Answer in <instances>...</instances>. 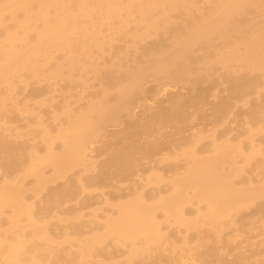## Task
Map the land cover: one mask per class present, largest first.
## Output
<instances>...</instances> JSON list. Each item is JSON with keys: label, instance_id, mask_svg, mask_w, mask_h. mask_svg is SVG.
Segmentation results:
<instances>
[{"label": "bare ground", "instance_id": "bare-ground-1", "mask_svg": "<svg viewBox=\"0 0 264 264\" xmlns=\"http://www.w3.org/2000/svg\"><path fill=\"white\" fill-rule=\"evenodd\" d=\"M251 10L259 15L258 20L246 15ZM172 13L178 16L177 20L170 19ZM152 20L157 23L151 24ZM239 23H244V26ZM131 24L134 27L143 24L139 28L143 31L139 32L136 27L135 31L130 32ZM230 28L232 31H228L231 35L226 32ZM111 34L114 35L112 39L129 34L131 49L137 46L135 42L141 43L149 38L156 41L145 42L146 45L141 50H135L136 52L133 49L137 56L142 53L145 55L146 52L149 54L144 65L133 64L135 70L130 67L119 70L116 67L121 72L120 75L108 74L106 82L115 91L114 102L106 103L107 99L97 98L89 101L77 113L67 105L62 112L59 111L60 114L57 113L66 122L55 123L58 130L51 132L42 115L44 109L40 108L46 101L44 95L43 99L30 97L33 92L37 93L41 89L22 88L30 81H36L48 84L52 89V83L64 79L65 74L70 71L77 70V74L89 75L90 72L95 74L97 71L99 75L101 65L96 61L111 39ZM232 36L234 41H231ZM168 39L165 43L164 40ZM197 44H203L198 52L193 50ZM213 60L219 64L220 69L232 71L234 76L222 72L216 74L211 69L203 68L205 63ZM189 65L203 69L200 68L202 71H198L194 80L188 81V86L179 85L175 78L181 76L175 70H182ZM247 70L249 72L243 73ZM258 72H264V0L0 2V173L5 172L8 166H18L16 159L19 156L11 143L14 139L10 141L5 137L15 138V135H24L26 132L33 133L31 136H34L40 132L44 145V150L31 151L30 163L25 170L14 168V184L7 181L10 179L6 172L0 180L6 182H1L0 185V216L9 210L7 230L11 232L10 235L0 237V264H20L19 260L17 263V256L28 245H25L24 238L26 226L30 229V237L36 236L34 241L38 239L44 244L46 240L49 245L51 240L54 244H59L61 234L53 238L51 232V228L57 225L53 222L57 217L78 218L81 211L92 207L93 190L99 189L106 195L107 204L113 201L111 195L125 196L126 189L117 186V183L128 179L131 182L137 179L138 183L141 175L136 172L141 171L143 164L152 161L156 164L155 161L161 158L157 156L169 157L173 152L176 159L182 156L188 163L174 164L167 169L168 175L170 172L174 173L172 178L167 177L171 179L170 193L163 194L160 190H152V193L135 191L136 198H130L126 202L116 201L115 208L111 213L104 214L105 218L100 221L103 224H100L99 229L104 226L107 228L92 235L90 233L93 228L85 230L83 222L65 223L62 218V225L72 229L67 234L68 237L61 236L62 240H68L71 250L67 248L70 251H58V248L55 249L57 245L53 246L57 252H54L52 261H48V255V260H45L48 262H44L40 259L43 256L39 258L37 253L35 258L37 256L40 260L33 259L31 264H261L260 261L248 262V258L254 255L250 252L253 243L250 239L257 230L255 225L257 222H264V202L256 201H264V150L253 147L245 151L242 141L232 143L230 138L217 142V132L212 136L216 142L205 155L201 154L203 150L194 147L206 137L205 130H217L226 116L235 114L236 103L242 95L246 96L253 92L254 87L264 85ZM154 73L158 74L159 79L143 84L144 79L155 77ZM213 74H216L215 77H210ZM233 81L236 82L235 85L230 84ZM217 84L221 85V89L216 87ZM36 104L39 108H36ZM8 105L10 106L7 107ZM246 109L244 118L251 131L253 122L258 119L259 110L256 107ZM20 117H23V124L26 125L23 130L18 129L21 126L14 121L21 120ZM253 131L264 134V125ZM240 137L238 139L241 140L243 136ZM186 142L190 143L186 144L187 147L184 146ZM249 145L252 147L253 144ZM239 161L242 164L239 165ZM78 169H82L85 174ZM72 170L71 174H67ZM21 173L24 178L31 176L32 181H19ZM76 174H80L77 179L80 184L73 177ZM164 176L167 175L162 171L159 175L149 176L147 181L152 183L151 186H157V189ZM58 180L62 182L43 188L47 182ZM108 181L109 185L105 183ZM31 182L34 184L28 186ZM156 182L157 185L153 184ZM108 186L109 189L105 190ZM26 191L32 194L26 196ZM29 197H37L34 204L37 203L38 206L26 203ZM195 200L199 204L190 217L186 209L187 206H194ZM251 204L252 207L257 205L260 216L253 218L254 212L240 215V211L249 209ZM74 207L78 209L74 210ZM159 209L165 216L171 217L168 219L169 217L163 216L168 222L166 224L173 222L186 229L182 241L172 239L170 233L161 232L160 222L164 219H157L156 210ZM96 210L97 208L93 209V212ZM94 216L99 218L97 214L91 217ZM18 218L23 219V224L18 223ZM201 221L214 227L203 225ZM230 227L232 232H227ZM39 229L46 231L38 232ZM110 236L114 240L120 238L121 242H109ZM125 241L129 243L126 244ZM36 244H33L34 247ZM51 245L53 243L49 246Z\"/></svg>", "mask_w": 264, "mask_h": 264}, {"label": "rangeland", "instance_id": "rangeland-1", "mask_svg": "<svg viewBox=\"0 0 264 264\" xmlns=\"http://www.w3.org/2000/svg\"><path fill=\"white\" fill-rule=\"evenodd\" d=\"M8 0H0V2L1 3H5V2H7ZM209 1V0H208ZM211 1H214V0H211ZM247 11H249V9L247 10ZM178 15V14H177ZM246 15L247 16H249V17H252L254 20H258V18H259V15L258 14H256L255 12H253L252 10L247 14L246 13ZM246 16V17H247ZM170 19L171 20H177L178 19V16H176L174 13H172V14H170ZM154 21H156V20H152L150 23L151 24H153V25H155L157 22H155L154 23ZM141 22H143V19L141 20ZM248 22V21H247ZM245 23H246V21H245ZM141 25H143V24H140L139 26H135L134 27V25H132L131 24V26H130V29H131V31L130 32H133V30L135 31L136 30V27H137V29H138V31L139 32H141V31H143L142 29L140 30L139 28H140V26ZM239 25L240 26H244V23H239ZM231 32L232 31V29L230 28V29H227V31L226 32H229V31ZM129 31V30H128ZM229 32V33H230ZM234 32H232V34H233ZM210 34H212V33H210ZM112 35L113 34H111V35H109V37H111V39H112ZM128 35L129 34H124V35H119L117 38L116 37H114L112 40L110 39L108 42H107V44L105 45V47H104V49H102L101 50V52L99 53V55H98V58H97V60L98 61H96V63H98V64H100L101 66H100V70H99V75H98V72L96 71V73H97V76H96V73L94 74L93 72H90V75H89V73L88 74H77V70L76 71H70V72H68L67 74H65L68 78H66V76L64 77V79H61V80H58V81H56L55 83H57V85L55 84V83H52V85H51V87H52V89H50V86H48V84L46 85H44V83L42 84V83H37L36 81H30V83L28 84V85H26V86H28L27 88H26V86H24L22 89H25V90H30V89H32V88H39V89H41L40 91H38L37 93H34L33 92V94L30 96V97H33L34 99H43L42 97H43V95H44V99L47 101H45V103H42L41 104V106H40V108H42V115L44 116L43 118H44V120L46 121H44L45 122V124H49L48 125V127L49 128H51L50 130H51V132H57V130H58V128H56V127H58V125L56 126V124L55 123H60V122H62L63 121V123H65L66 122V120H65V118L63 117H60L58 114H60L61 112H62V110H64L65 108H66V106L68 105V107H69V105H70V108L72 109V110H74L75 111V113H77V111L78 110H80L81 108H84V106L85 105H87V103H89V101L91 102V101H94V100H96L97 98L98 99H107V101H106V103H112V102H114V100H115V91H114V89L112 88V86H110L107 82H106V78H108L109 76H108V74H112V75H120V73L121 72H118L119 70H120V68L121 69H125V68H123V67H130V69L132 68L133 70H135V68H134V65H135V63H137L138 65H144L145 63H146V61H144V60H146V59H148L149 58V54L146 52L145 53V55L142 53V54H140V56L138 55L137 56V54L135 55V52L137 51V49H140L141 50V47L142 46H144V45H146L145 44V42H147V41H149L150 40V38L149 39H146V40H144L143 42H135V44L137 45V46H135V47H133L132 49H131V47H132V44H131V39H130V37H128ZM230 35H231V33H230ZM114 36V35H113ZM124 36H127V37H124ZM124 37V38H123ZM162 37H164V36H162ZM233 38H231L232 40L231 41H234V36H232ZM106 38H108V37H106ZM109 39V38H108ZM161 40H162V38H160ZM114 40V41H113ZM151 42L152 41H156V39H154V38H152L151 40H150ZM149 41V42H150ZM163 41V40H162ZM165 41V43H167L168 41H169V39L168 40H164ZM110 42V43H109ZM114 42H115V44H114ZM127 43H128V46H127ZM132 43H133V41H132ZM164 42H163V44H165ZM108 44H110V45H108ZM126 45V46H125ZM202 45L203 44H197L196 46H195V48L193 49L194 51H196V52H198L200 49H201V47H202ZM117 49V50H116ZM125 49H127V50H125ZM129 49V50H128ZM133 49H134V51H133ZM107 52H109V54L107 53ZM125 52V53H124ZM128 52V53H127ZM141 53V52H140ZM103 54H104V56H103ZM127 54V55H126ZM57 55V54H56ZM110 55V56H109ZM118 55H121V56H118ZM143 55V56H142ZM106 56V57H105ZM117 56V57H116ZM126 56V57H125ZM124 57H125V59H124ZM114 60H112V59ZM202 58V57H201ZM200 58V59H201ZM63 59V58H62ZM61 59V60H62ZM60 59H58V61H61ZM115 60H116V62H115ZM135 60V62L133 63V61ZM102 61H104V62H102ZM120 62V64H119V62ZM214 61V60H213ZM213 61H209V62H207V63H205V65H203V68H208V69H211V71L213 72V73H220V72H222V73H224L225 75H228V76H234V73L231 71V72H229V71H225L224 69H220L221 67L219 66V64H217L215 61L213 62ZM211 62V63H210ZM113 63V64H112ZM118 63V64H117ZM215 63V64H214ZM108 64V65H107ZM134 64V65H133ZM213 64V65H212ZM121 65V66H120ZM218 65V66H217ZM106 66V67H105ZM115 66V67H114ZM202 66V65H201ZM101 67H103V68H101ZM119 69H117V68ZM187 68V69H186ZM194 68L196 69V70H194ZM200 68L201 69H203L202 67H199V66H196V67H192V66H187V67H184V69H182V70H180V68H178V69H176L175 70V73L176 74H178V76H181V78H175V80H177V82L179 83V85H184V86H188V81L189 80H194L196 77H197V73H198V71H202V70H200ZM107 69V70H106ZM189 70V72H187ZM197 71V72H196ZM247 72H249L248 70L247 71H243V73H247ZM71 73V74H70ZM75 73H76V75H75ZM191 73V75H189ZM94 74V75H93ZM188 74V75H187ZM216 74H213L212 76H210V77H215V75ZM258 74H259V77H260V79L262 80V81H264V72H262V73H260V72H258ZM74 75V76H73ZM81 75V76H80ZM86 75V76H85ZM101 75V76H100ZM203 75H206V74H203ZM71 78H70V77ZM153 76H155V77H153ZM153 78H150V77H148V78H146V79H144L143 80V84H150V83H152V82H156L159 78H158V74H156V73H154L153 74ZM89 77V78H88ZM96 77V78H95ZM27 79H30V77L29 78H27ZM92 79V80H91ZM75 80V81H74ZM86 80V81H85ZM94 80V81H93ZM97 80H98V82H97ZM183 80V81H182ZM59 82V83H58ZM70 82V83H69ZM80 82V83H79ZM84 82H87V83H84ZM91 82V83H90ZM78 83V84H77ZM38 84H40L42 87L40 88V85H38ZM54 84H55V86H54ZM230 84L231 85H235L236 84V82L235 81H233V82H230ZM72 85V86H71ZM39 86V87H38ZM47 86V87H46ZM59 87V88H57V87ZM82 88H81V87ZM84 86V87H83ZM103 86H105V87H103ZM54 87V88H53ZM56 87V88H55ZM64 87V88H63ZM78 87V88H77ZM87 87H91L90 89H88ZM217 88H220L221 87V85H218L217 84V86H216ZM47 88H48V90H47ZM76 88V89H75ZM97 88V89H96ZM58 89V90H57ZM87 89V90H86ZM221 89V88H220ZM57 91V92H55L54 93V91ZM59 90H61V91H59ZM72 90V91H71ZM73 90H74V92H73ZM96 90V91H95ZM255 90V91H254ZM260 90V91H259ZM53 91V92H52ZM71 91V92H70ZM86 91V92H85ZM109 91V92H108ZM60 92V93H59ZM67 92H69L68 94H67ZM102 92V93H101ZM54 94V95H52V94ZM57 93H59V94H61V95H59V94H57ZM64 93V94H63ZM79 93V94H78ZM87 93V94H86ZM63 94V95H62ZM82 94H84L83 96H82ZM90 96H89V95ZM108 94V95H107ZM242 94H244L243 92H242ZM49 95V96H48ZM68 95V96H67ZM70 95V96H69ZM98 95H99V97H98ZM256 95V96H255ZM48 96V97H47ZM63 96V97H62ZM106 96H107V98H106ZM82 97H83V99L84 98H86V99H82ZM50 98H51V100H50ZM53 98V99H52ZM56 98V99H55ZM68 98H69V100H68ZM73 98H74V100H73ZM88 98V99H87ZM33 99V100H34ZM78 99L79 100H81V101H78ZM92 99V100H91ZM54 102H53V101ZM67 100V101H66ZM85 100H87L86 102H85ZM35 101V103H37L36 101L37 100H34ZM65 101V102H64ZM69 101V102H68ZM77 103H76V102ZM32 101H30V105L32 106L33 104L31 103ZM50 102H51V105H50ZM34 103V104H35ZM68 103V104H67ZM71 103H72V105H71ZM49 104V105H48ZM54 106H53V105ZM60 104H62V105H60ZM64 104V105H63ZM77 104V105H76ZM46 105H48L49 106V108L47 109V107H46ZM74 105H75V107H74ZM241 105V106H240ZM245 105V106H244ZM10 105H8L7 107H9ZM43 106V107H42ZM60 106V107H59ZM236 108H235V114L233 113L232 114V112L230 113V114H232V115H230V117L229 116H226L225 118H224V120H222L221 121V123H220V126H218L217 127V130H205L204 132L205 133H207V134H205L206 135V137H203V139H201V141H199V142H197L196 144H195V146L194 147H196L197 148V150H203V152H201V154L202 155H205L206 153H208L207 151H209L210 150V146L212 147V144H214V142H216V141H214L215 139H213L212 138V136H213V133H216V135H217V139L219 140V141H217V142H220V140L221 141H223V140H229V138L231 139L230 141L233 143V142H236V140H237V142H241L242 141V145L244 146V150L245 151H249L251 148H253V147H255L256 149H262V150H264V134H261V133H257L256 131H253L252 132V130H256V128H258L259 126H262V125H264V85H260V86H256V87H254L253 88V92H250V93H247V95L245 96V95H242V97L241 98H239L238 99V101H237V103H236ZM252 107H256L258 110H259V112H258V114H257V121H255V122H253V125H252V130L250 131V129L248 128V124L249 123H247L246 121H245V118H246V113H245V108H247L246 110H248V108H252ZM33 108V107H32ZM34 108H35V105H34ZM36 108H39L38 106H37V104H36ZM74 108V109H73ZM57 109V110H56ZM59 111H61L60 113H59ZM53 112V113H52ZM48 113V114H47ZM51 113H52V115H51ZM58 113V114H57ZM47 114V115H46ZM57 114V115H56ZM237 114V115H236ZM12 115V114H11ZM56 115V117H53V116H55ZM47 118H46V117ZM240 116V117H239ZM19 117V116H18ZM58 117H60L59 119H58ZM245 117V118H244ZM23 118V117H22ZM21 117H20V119L21 120H14L16 123H18L21 127H18V129H22L23 130V128L25 129L26 127V125L25 124H23L24 122H23V119H22ZM53 118V119H52ZM55 118V119H54ZM9 119H11V117L9 118ZM228 119V120H227ZM59 120V121H58ZM47 121H49V122H47ZM57 121V122H56ZM32 123H33V121H31ZM225 123V124H224ZM23 124V125H22ZM238 124V125H237ZM257 126V127H256ZM220 127H221V129H220ZM32 129V128H31ZM53 129V130H52ZM207 131V132H206ZM209 131L212 133H210L209 134ZM31 132H33V131H31ZM228 133V134H227ZM229 133H231V134H229ZM251 133H252V135H251ZM21 134V135H20ZM19 135H15V138H14V136L13 137H11V136H7V137H5L6 138V140H10V141H12L13 139L16 141H12L11 143H12V147H14V149H15V152H16V154L19 156L18 157V160L16 159V157H13L14 158V160L16 159V162L18 161V166H16L17 168H19V169H23V170H25L26 169V167L29 165V161H30V159H29V155H31V151L32 150H40V149H42V150H44V145H43V141L41 142V140L43 139V137H42V134H40V132L39 133H35L34 134V136H31V134L33 135V133H30V132H26L24 135H23V133H20ZM29 134V135H28ZM38 134V135H37ZM250 134V136H248ZM256 134V135H255ZM215 135V136H216ZM229 135V136H228ZM254 135H255V137H254ZM260 135V136H259ZM19 136V137H18ZM36 136V137H35ZM240 136H243L242 137V139L244 140H240V139H238V138H241ZM245 136V137H244ZM248 136V138H246ZM11 137V138H10ZM25 138V139H23V138ZM26 137H28V138H26ZM31 137V138H30ZM34 138V141H33V138ZM38 137H40V139H38ZM227 137V138H226ZM253 137V138H252ZM9 138V139H8ZM36 138H37V141H36ZM42 138V139H41ZM205 138V139H204ZM215 138V137H214ZM28 139V140H27ZM208 139H209V141H208ZM248 139H252V141H249ZM255 139V140H254ZM23 140H25V141H23ZM30 140H31V142H30ZM208 142H207V141ZM240 140V141H239ZM18 141V142H17ZM33 141V142H32ZM211 141H213L212 143H211ZM254 141V142H253ZM38 142V143H37ZM40 142V143H39ZM260 142V143H259ZM16 143V144H15ZM211 143V144H210ZM244 143V144H243ZM249 143H251V144H253L252 145V147H251V145H249ZM15 146H20L21 148L23 147V149H20V147H15ZM40 144V145H39ZM186 144L187 145H189L190 143H188V142H186L185 144H184V146L185 147H187L186 146ZM198 144H199V146H198ZM37 146V147H36ZM202 146V147H201ZM258 146V147H257ZM36 147V148H35ZM250 147V148H249ZM31 148V149H30ZM33 148V149H32ZM17 149V150H16ZM20 149V150H19ZM27 149V150H26ZM30 149V150H29ZM180 149V148H179ZM24 150V151H23ZM178 150V149H177ZM21 153V155H20V153ZM29 152V153H28ZM205 153V154H204ZM174 152L173 153H170L169 154V157L167 156V155H161V156H157V157H161V158H163V159H158L157 161H155L156 162V164H154V162L152 161V162H149L148 164H143V166L142 167H140V168H142L141 169V171H137L136 172V174H139V175H141V179L140 178H138L139 180H138V183H137V179H135V180H133L132 182H133V186L131 185V180H124V181H122V182H119V183H117L116 185L117 186H119V187H121V188H123V189H126L125 191H127V193H126V195L124 196H122V195H120V196H118V195H111L112 197V200L113 201H111V202H109V204H111V205H109V204H107L108 203V201H107V199L105 200V197H106V195H103L101 192H100V190L99 189H97V190H93V191H91V194L93 195L92 196V207H90L89 209H87V208H85L84 209V211H81L80 212V215H78V218H76L75 216H67V218L66 217H57V219H53L54 221V223H56L57 225H55V226H53L52 228H51V232H52V237L53 236H56V235H59V234H61V235H59V240H60V242H59V244H54V241L52 242L51 240V243H50V241H49V245L50 244H52L53 243V245H51V246H49L48 245V242L46 243V240H45V242H44V244H42V242L43 241H41V242H39L38 241V239H37V241L35 240L34 241V239H36V236H32V237H30V235H29V233L28 232H30V229L26 226L25 228L26 229H24V238H25V245H27V248H26V246H24V251H26V253L24 252V251H22L21 253H19L18 254V256H17V263L19 262L20 264L22 263V264H25L26 263V261H27V259H29V257H30V261L28 260L27 262L28 263H26V264H31V262L33 263V261H31V260H35L36 258H40V257H42V258H40V259H42L44 262H48V261H52V257L54 256V252H57V250L59 251V250H63V249H67V248H69L70 250H71V247H70V244H69V242H68V240L67 239H64V240H62L61 239V236H65V237H68V235L67 234H69V233H71L72 232V229H68V227L67 226H65V225H62V223H66V222H68V223H73L74 221L77 223V222H83L84 224H83V226H84V229L85 230H89L90 228H93V230H92V233H90V235H92V234H95V233H99V232H102L103 230H105L107 227H105L104 226V228L103 229H99L100 228V224L102 225L103 223L102 222H100V221H103V219L105 218V215H107V214H109V212L111 213V211L113 210V208H115V203H116V201L117 202H126L127 200H129L130 198H136V195H137V193L139 192V193H143V192H149V193H152L153 191L152 190H154V191H156V192H158V190H160V193H163V194H166L167 192H171L172 191V189H171V179L170 178H167L168 176L169 177H173L174 176V173L173 172H170L171 174H169L168 175V172H167V169L170 167V166H173L174 164H180V163H188V160L186 159V158H182V156H180V158H181V160H180V158L179 157H177V159H176V157L174 156ZM25 157H24V156ZM163 156V157H162ZM166 156V157H165ZM21 157V158H20ZM24 157V158H23ZM173 157H175V158H173ZM167 158H169V159H167ZM165 159V160H164ZM172 159V160H171ZM173 159H175L174 161H173ZM168 160V161H167ZM170 160V161H169ZM240 160V159H239ZM160 161H161V165H160ZM164 163H163V162ZM172 161V162H171ZM176 161V162H175ZM20 162V163H19ZM168 162V163H167ZM166 163V164H165ZM240 164H242V161L240 162L239 161V165ZM27 165V166H26ZM154 165V166H153ZM165 166V167H164ZM9 167L11 168V169H9ZM14 165H12V166H8V167H6L5 168V172L7 173V176H8V178L10 179V180H7V181H9L10 182V184H14L15 183V180H16V178H15V174H14V171H15V169L14 168H16ZM21 167V168H20ZM81 168V167H80ZM152 168V169H151ZM249 168V167H248ZM74 170V169H73ZM73 170L69 173H67V174H71L72 172H73ZM79 170V172L80 173H83L84 171H82V169H78ZM149 170V171H148ZM249 170V169H248ZM18 171H20V170H18ZM17 171V172H18ZM160 171V172H159ZM162 171L163 172H165L166 173V175L167 176H164L165 178H164V180H161L160 181V183H158V182H156V183H153V184H156L157 185V183H158V188L156 189L155 187H157V186H154V185H150V184H152V183H149L148 181V179L150 178V177H152V176H154V175H156L157 173H158V175L160 174V173H162ZM3 173H5L4 171H2ZM182 172V171H181ZM3 173L1 174L0 173V180H2V177H3ZM16 173V172H15ZM84 174H85V172H84ZM147 174H149V175H147ZM244 174V173H243ZM79 175V176H78ZM83 175V174H82ZM145 175H147V176H145ZM22 178H21V177ZM135 175H133V177H134ZM150 176V177H149ZM19 177H20V180L19 181H23V183L24 182H29V181H32L31 179H32V177L31 176H29V178L28 177H23V175H22V173H21V175H19ZM70 177V176H69ZM76 180L77 179H79L78 177H80V174H76L75 176H73ZM73 177H70V178H73ZM145 177H147V179L145 178ZM24 178V179H23ZM28 178V179H27ZM73 178V179H74ZM23 179V180H22ZM167 179V180H166ZM169 179V180H168ZM25 180V181H24ZM148 180V181H147ZM79 180H77V184H80V182H78ZM162 181H164V182H162ZM167 181V182H166ZM1 182H3V181H0V185H2L1 184ZM5 182V181H4ZM3 182V183H4ZM54 181H50L49 183L47 182L46 183V185L43 187V188H47V187H50V186H56V185H58L60 182H62V180H58V181H56V182H54ZM143 182H144V184L146 185H150V188H148V186L146 185H144L143 184ZM261 182H262V180H261ZM6 183V182H5ZM106 184H110V181H108V182H105ZM129 183H130V185H129ZM162 183V184H161ZM169 183H170V185H169ZM245 183H248V182H245ZM244 183V184H245ZM34 184V182H31V183H29L28 184V186H31V185H33ZM50 184V185H49ZM52 184V185H51ZM119 184V185H118ZM160 184H161V186H160ZM120 185H122V186H120ZM127 185H128V187H127ZM144 185V186H143ZM146 187V188H145ZM135 188V189H134ZM105 190L107 189H109V186L107 187V188H104ZM171 190V191H170ZM32 191V190H31ZM135 191H137V193L135 192ZM141 191V192H140ZM30 191H26V196H29L30 194H32V192H30ZM97 194V195H96ZM168 194V193H167ZM104 196V197H103ZM129 198H128V197ZM96 199H95V198ZM128 199H127V198ZM33 198V199H32ZM36 198L37 197H29V199L27 198V200L26 201H28V202H26V203H30V204H32L33 206H35V205H37V203H35L34 204V201L36 200ZM99 199H100V202H99ZM118 199V200H117ZM256 199V198H255ZM255 199L253 200L254 201V203L256 202V201H261V202H264V201H262L261 199H256V201H255ZM29 201H31V202H29ZM107 201V202H106ZM104 202V203H103ZM195 203L193 204L194 206H192L191 207V205L190 206H187V214L188 215H190V217H192L193 216V212L194 211H196V208H195V206L196 205H198L199 204V202H196V200L194 201ZM114 203V204H113ZM113 204V205H112ZM95 205V206H94ZM102 205V206H101ZM38 206V205H37ZM97 206V207H96ZM108 206V207H107ZM113 206V207H112ZM89 207V206H88ZM94 207H96L97 208V210H99V211H95V212H93V209L95 210L96 208H94ZM103 207V208H102ZM92 208V209H91ZM112 208V209H111ZM75 209H78L77 207L75 208L74 207V210ZM88 210V211H87ZM92 210V211H91ZM258 210V207H257V205L256 204H254L253 205V207H252V204H251V206L249 207V209H245V210H242V211H240V215H244V214H248V213H251V212H254L255 214H253V218H256V216L258 215V216H260V212H258L257 211ZM101 211H102V213H101ZM104 211H105V213H104ZM92 212V213H91ZM6 214V215H5ZM10 214V212H9V210H6L1 216H0V237H3L4 236V234H11V232H8V218H9V215ZM94 214H97L98 215V217L99 218H95V216L94 217H91V216H93ZM105 214V215H104ZM5 215V216H4ZM8 215V216H7ZM156 215H157V219L159 220L160 218V220L159 221H161L162 220V218L164 219V220H162L163 222H160V225L162 226L161 227V232H163V231H165L166 233H170V234H172V239H175V240H183L184 238H185V235L183 234V233H185L186 232V229H184L183 227H179V225H177L176 223L174 224L173 222L170 224V226H169V224H166V223H168V222H166V219L164 218V217H167V216H165L164 215V213L163 212H161V210L159 209V210H156ZM80 216V217H79ZM84 216V217H83ZM88 216H90V217H88ZM164 216V217H163ZM5 217V218H4ZM73 217H75V218H73ZM169 217V216H168ZM167 217V218H168ZM4 218V219H3ZM62 218H63V221H62ZM69 218V219H68ZM80 218V219H79ZM85 218V219H84ZM171 217H169L168 219H170ZM7 219V220H6ZM58 219H60V220H58ZM66 219V220H65ZM75 219V220H74ZM57 220H58V222H57ZM17 221H18V223L19 224H23V219H21V218H18L17 219ZM61 221V222H60ZM200 223H202L203 225H205L206 224V226H213V225H210V224H207L206 222H203V221H201ZM62 225V226H61ZM94 225V226H93ZM173 225H175L174 227H173ZM177 225V226H176ZM88 226V227H87ZM258 226V227H257ZM5 227V228H4ZM214 227V226H213ZM255 233L253 232V235H251L252 236V238L250 239L251 241H253V243H252V249H250V252H253L254 253V255H252L251 257H249L248 258V262L250 261V262H255V261H260V263L261 264H264V258H262V257H264V241H262V240H264V234H262V233H264V222H261V223H259V222H257V225H255ZM102 228V227H101ZM178 228V229H177ZM28 229V230H27ZM178 231H177V230ZM68 230V231H67ZM179 230H180V232H179ZM229 230V231H228ZM3 231V232H2ZM26 231V232H25ZM39 231H42L43 233L46 231L45 229H39L38 230V232ZM99 231V232H98ZM168 231V232H167ZM227 232H232V229H231V227L229 228V229H227L226 230ZM8 232V233H7ZM65 232H66V234H65ZM176 232V233H175ZM182 232V233H181ZM41 233V232H40ZM164 233V232H163ZM260 233V234H259ZM176 234V235H175ZM258 234V235H257ZM29 237H28V236ZM262 235V236H261ZM116 236V235H115ZM118 236V235H117ZM116 236V237H117ZM58 237V236H57ZM256 237H257V239H256ZM28 238V239H27ZM29 238L31 239H33L32 241H30L29 240ZM54 238V237H53ZM119 238V237H118ZM108 239H109V242L111 241H113V242H121V240H120V238L119 239H113V237H108ZM63 242H62V241ZM48 241V240H47ZM67 243H66V242ZM105 241H107V239L105 240ZM262 241V242H261ZM32 242V243H31ZM37 243V244H36ZM60 243H62V244H60ZM125 243L127 244V243H129L128 241H125ZM262 243V244H261ZM31 244L33 245V244H36L35 245V247H34V245L33 246H31ZM57 245V246H56ZM28 246H31L30 248L28 247ZM39 246V247H38ZM46 246H47V248H46ZM53 246L55 247V249L56 248H58L57 250H54L53 249ZM255 246V247H254ZM33 247V248H32ZM52 247V248H51ZM34 249L33 251H29V249ZM37 248V249H36ZM45 248V249H44ZM50 250H49V249ZM27 249V250H26ZM69 249H67V251H70ZM257 249V250H256ZM39 250V251H38ZM43 250V251H42ZM47 250V251H46ZM51 250H53L52 251V254H51ZM64 250V251H65ZM73 250V249H72ZM253 250V251H252ZM29 253H28V252ZM35 251V254L33 253ZM46 251V252H45ZM128 251V250H127ZM32 252V253H31ZM40 252L42 253V254H40ZM50 254H49V253ZM248 253H250L249 251H247ZM257 252V253H256ZM23 253H25V254H23ZM30 253L32 254L31 256H30ZM37 253H38V255H37ZM252 253V254H253ZM241 254H245V253H243V252H241ZM29 255V256H28ZM35 255H37L36 256V258H35ZM40 255V256H39ZM46 255V256H45ZM50 256V258H49V256ZM260 255V256H259ZM23 256V257H22ZM26 256H28L27 258H26ZM32 256H34V257H32ZM45 256V257H44ZM48 256V259L46 258ZM19 258V259H18ZM32 258V259H31ZM38 258V259H39ZM39 259V260H40ZM48 260V261H45V260ZM19 260V261H18ZM23 261V262H22Z\"/></svg>", "mask_w": 264, "mask_h": 264}]
</instances>
